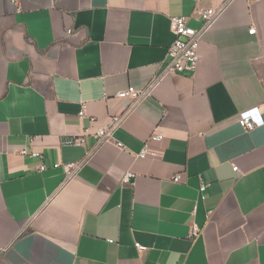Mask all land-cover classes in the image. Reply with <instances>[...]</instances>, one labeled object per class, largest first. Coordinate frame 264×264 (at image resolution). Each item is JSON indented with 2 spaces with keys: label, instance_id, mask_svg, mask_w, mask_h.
Segmentation results:
<instances>
[{
  "label": "crops",
  "instance_id": "0c3cea01",
  "mask_svg": "<svg viewBox=\"0 0 264 264\" xmlns=\"http://www.w3.org/2000/svg\"><path fill=\"white\" fill-rule=\"evenodd\" d=\"M194 4L0 0V264H264V0L230 1L195 72L153 81L170 17ZM253 107L263 124L245 131ZM119 115L99 143L92 132Z\"/></svg>",
  "mask_w": 264,
  "mask_h": 264
},
{
  "label": "built area",
  "instance_id": "2783aa9c",
  "mask_svg": "<svg viewBox=\"0 0 264 264\" xmlns=\"http://www.w3.org/2000/svg\"><path fill=\"white\" fill-rule=\"evenodd\" d=\"M195 4L190 15H176L170 17V30L173 34V40L166 51V58L164 60L163 66L157 76L153 81L161 78L164 75L173 74V73H193L195 72L198 63H199V52L198 44L203 35V33L216 21L220 14L224 11L227 4L232 0H224L219 6H204L201 4L202 0H194ZM248 2L260 1V0H246ZM190 18H195L199 20V28H193L188 24ZM71 28L65 30L66 34L72 33ZM249 34H255L256 28L251 27L248 29ZM152 82L148 84V87L142 91L135 90L132 87H129L125 90H121L117 93L118 97L132 96L135 100L144 95L145 92L151 87ZM84 115V106L78 112V116L82 117ZM123 115L113 116L111 122L105 126L97 127L92 133L97 138V141L100 143L102 141L108 140L114 131V129L120 124ZM238 122L241 128L245 131H251L257 126L263 124V119L258 113L256 107L249 108L239 113ZM87 131V130H86ZM87 133V132H86ZM162 135L152 134L150 135V140H160ZM79 141V139L77 140ZM120 146L119 143H117ZM16 153L20 155H30V156H40L41 153L35 148L28 145H21L13 149ZM149 153L147 144L144 143L142 148L137 152L136 156L144 158ZM65 168V173L68 177L74 174L78 167L79 163L69 162L63 164ZM46 168L45 164L39 165V170H44ZM236 170V166L233 167ZM133 177L132 172H126L122 178V181L127 182ZM172 180L177 182L180 180V175L175 174L172 176ZM207 183L200 180L199 184V193L203 197V194L206 190ZM198 228L196 225H191V234L196 235L198 233ZM112 242V240H108ZM135 246L138 249H143L138 243H135Z\"/></svg>",
  "mask_w": 264,
  "mask_h": 264
}]
</instances>
